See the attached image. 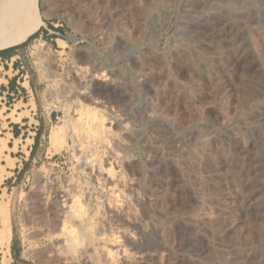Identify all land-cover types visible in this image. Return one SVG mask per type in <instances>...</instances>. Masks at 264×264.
<instances>
[{
	"label": "rangeland",
	"instance_id": "374dc122",
	"mask_svg": "<svg viewBox=\"0 0 264 264\" xmlns=\"http://www.w3.org/2000/svg\"><path fill=\"white\" fill-rule=\"evenodd\" d=\"M61 1L39 0V18L23 29L51 31L22 46L17 77L29 82L39 115L55 116L35 161L0 192V231L13 229L0 264H67L48 201L57 191L77 197L102 234L89 236L77 224L83 217L68 216L85 248L120 235L133 263L117 253L116 264H264V0ZM94 101L127 183L120 197L106 193L88 163L100 155L107 167L108 148H81L89 139L76 132L75 113ZM204 209L215 224L193 220ZM100 254L94 264L104 262Z\"/></svg>",
	"mask_w": 264,
	"mask_h": 264
},
{
	"label": "bare ground",
	"instance_id": "6f19581e",
	"mask_svg": "<svg viewBox=\"0 0 264 264\" xmlns=\"http://www.w3.org/2000/svg\"><path fill=\"white\" fill-rule=\"evenodd\" d=\"M58 1H61V0H58ZM45 2L46 3H52V2H54V0H45ZM62 2V1H61ZM227 2V1H226ZM229 2L231 3L232 1H230L229 0ZM60 3V2H59ZM203 3V2H202ZM204 4V3H203ZM233 6V5H232ZM151 7V6H150ZM232 9V8H231ZM227 10V9H226ZM230 13V12H229ZM39 16H40V11H39V0H1L0 1V46H2V45H4V44H7V43H10L11 41H13L15 38H17L20 34H21V32L23 31V29H24V27H25V25H26V23L28 22V21H30V20H33V21H35V20H37L38 18H39ZM149 19V18H148ZM243 19H244V17H243ZM40 50V49H39ZM196 55V54H195ZM219 56V55H218ZM83 70V69H82ZM45 73V72H44ZM79 73V72H78ZM47 76V75H46ZM49 76V75H48ZM86 76V75H85ZM85 76H84V78H85ZM99 76V75H98ZM98 76H95V75H92V79L91 80H94V79H97V78H99ZM102 76H104V75H102ZM89 77H91V76H89ZM56 78V77H55ZM83 78V79H84ZM100 79V78H99ZM109 79V78H108ZM90 80V79H89ZM90 80V81H91ZM106 80V79H105ZM89 81V82H90ZM88 82V81H87ZM88 82V83H89ZM26 85H28V84H26ZM90 88V87H89ZM85 89V88H84ZM95 102V101H94ZM101 102L100 101H96L95 102V105H94V107H89L88 106V108H87V106H86V108H84L83 107V109L84 110H80V112L78 111V113H75V116H77L76 118L77 119H75V122H77V125H80L81 126V128H79V127H75L76 128V132H77V130L79 129H82L83 130V132L85 133L84 135H86V136H84V137H86L87 139H89V141H88V143H86L87 141H85V143L86 144H91V145H96V143H94V142H97V143H100L102 146V148H108V147H110V143H111V139L110 138H112V131H111V127H108L107 126V118H105V115H104V111L101 109ZM248 107V106H247ZM82 108V107H81ZM80 108V109H81ZM76 112H77V110H76ZM79 116V117H78ZM202 116V115H201ZM72 119H74V118H72ZM73 121V120H72ZM74 122V123H75ZM72 123V122H71ZM73 124V123H72ZM155 124V123H154ZM109 125H112V124H110L109 123ZM73 126V125H72ZM74 128V129H75ZM78 128V129H77ZM73 129V130H74ZM78 130V132H79V134L81 133L80 131ZM81 130V131H82ZM73 134H75V132L73 133ZM82 134V133H81ZM76 135V137H77V134H75ZM79 136V135H78ZM261 136V135H260ZM80 137H82L81 135H80ZM83 138V137H82ZM77 140H79L78 138H76ZM81 141L83 140V139H80ZM84 141V140H83ZM82 141V142H83ZM82 142H80V143H82ZM92 142L94 143V144H92ZM79 143V142H78ZM84 143V142H83ZM84 143V144H85ZM84 144H81V148L82 147H87V149H90V148H88V146H91L90 144L89 145H87L86 146V144L84 145ZM99 144V145H100ZM99 148H100V146H98ZM80 148V147H79ZM208 148V147H207ZM86 148H84V150H85ZM97 150H99V149H96L95 151H96V153H97ZM103 150V149H102ZM105 150V149H104ZM104 150H103V154L104 153H106V158H108L107 159V164H108V166L106 165V163H105V161L103 162V163H105V166H107V167H103V164L102 165H100L99 166V164H101V162L100 161H103V160H97L99 157H100V155H98V158L96 159H93L92 157L94 156H96V155H93V153L95 152L94 151V149H93V153L92 154H90L89 156L91 157V155H93L91 158L93 159H91V158H89V157H87V159L89 158V162L88 163H90L91 165H92V167H95L96 166V168L97 169H95V168H93L92 169V171L94 172V174H95V177H96V181L101 185V186H103L104 188L103 189H106L107 188V194H111V196H116V197H120V193L121 192H126V190L125 191H122L123 189V186L124 187H127V186H125V185H127V183H125V185L123 184V182H122V186H121V180H120V176H119V174H118V171H119V173H120V170H118V171H116L118 168H116L115 166H117L118 164H119V162H117L118 160H119V156L117 155V153H115V152H113V151H111V150H113L112 148L109 150V148H108V150L109 151H111V152H106V150H105V152H104ZM83 151V150H82ZM91 151V150H90ZM90 151H88V152H90ZM259 151V150H258ZM92 152V151H91ZM98 152H101V151H98ZM107 153H108V155H107ZM214 153V152H213ZM212 153V154H213ZM98 154V153H97ZM206 154V153H205ZM101 155H102V153H101ZM191 155V154H190ZM193 155V154H192ZM195 155V154H194ZM103 156V155H102ZM101 156V157H102ZM102 159V158H101ZM215 159V158H214ZM198 160V159H197ZM88 161V160H87ZM87 161H85V162H87ZM99 163H98V162ZM95 162H97L98 163V165H95L96 163ZM120 164H121V162H120ZM202 164V163H201ZM86 165H87V163H86ZM90 165V166H91ZM97 166H99V168L97 167ZM122 166V165H121ZM118 167V166H117ZM210 167V166H209ZM86 168H88V167H86ZM120 169V168H119ZM83 170V169H82ZM86 171V170H85ZM90 171V170H89ZM92 173V172H91ZM3 174V173H2ZM89 174H90V172H89ZM87 175H88V173H87ZM123 176V175H122ZM203 176V175H202ZM91 177H94V175L93 176H91ZM125 178V177H124ZM123 178V179H124ZM92 179V178H91ZM121 179H122V177H121ZM122 179V180H123ZM93 180V179H92ZM131 181V180H130ZM94 182V181H93ZM126 182V181H125ZM95 185H96V183H94ZM99 184H97V185H99ZM54 186V185H53ZM120 186L122 187L121 189L122 190H120ZM49 187V186H48ZM95 187V186H94ZM53 188V187H52ZM68 188H70V187H68ZM99 188H101V187H99ZM74 189V188H73ZM72 189V190H73ZM205 189V188H204ZM53 190V189H52ZM70 190V189H69ZM71 190V191H72ZM44 191V190H43ZM55 191V190H54ZM97 191H99V190H97ZM106 191V190H105ZM62 192V191H61ZM59 192V191H57V192H53V196H50L49 195V202H50V205H51V207L53 208V210L55 211V213H54V215H55V217H56V222L59 224V225H61L62 224V228H61V230L59 229L60 228V226H59V228H58V225L56 224V226L55 227H57L59 230H57L56 229V231H60V234H61V236H63L62 238L64 239L65 238V245H64V247L63 246H61V247H59V248H62V251H63V253L64 254H66V256L63 254V253H61L62 251L61 250H59V252H60V254H63L66 258H65V260H66V263L67 264H74V263H80L81 261H84V263L85 264H90V263H93V260H91V259H94L95 258V255L96 254H99V252H101L102 254H100V256L102 257V256H104L103 258H102V262H103V260H104V262L102 263V264H116L117 262L115 261V259H116V256H118V255H123L124 256V258H125V260L124 261H126V263H128L129 261H130V263H133L131 260H129L130 259V252H129V250L128 249H126V247H122L124 244H121V242L123 241V240H120V235L118 234V236H116L115 235V233L114 234H112V235H110V236H106V235H104L103 237H100V238H98L97 240H98V242H97V248H96V250H91L90 248L88 249L87 248V246H86V248L84 247L85 245L84 244H86L85 243V241L84 240H86V239H83V237H84V235L83 236H81V235H78V232L75 230L76 228H74V227H76L74 224H76V223H74L73 224V226H71L70 227V225L68 226L67 224V222H68V220H67V217L69 216H71V217H77V218H81V217H83L84 215H86L85 213L86 212H90V210H85L86 212H84V210L83 209H81V208H83V206H81L80 205V201H79V199L77 200V197H76V195H75V197L76 198H71L72 196H70L69 195V193H71V192ZM103 192H104V190H103ZM109 192V193H108ZM47 193L49 194V191H47ZM99 193H101V192H99ZM106 193H104V194H106ZM119 193V194H118ZM47 194V195H48ZM109 194V195H110ZM45 195H46V193H45ZM97 195V194H96ZM95 195V196H96ZM100 195H102V194H100ZM124 194H122L121 196H123ZM91 196H92V194H91ZM108 196V195H107ZM113 196V197H114ZM97 197V196H96ZM101 197V196H100ZM99 197V198H100ZM103 197V196H102ZM101 197V198H102ZM115 197V198H116ZM47 198V199H48ZM88 198V197H87ZM93 198V197H92ZM211 198V197H210ZM215 198H216V196H215ZM45 199V198H44ZM96 199V198H95ZM118 199V198H117ZM119 199H123V198H119ZM102 200V199H101ZM104 200V199H103ZM110 200V199H109ZM112 200V199H111ZM125 199H123V201H124ZM48 201H47V203H48ZM95 201H97V200H95ZM99 201V200H98ZM107 201V200H106ZM86 202H88L87 200H86ZM91 202V201H90ZM110 202H112V201H110ZM205 202V201H204ZM208 202V201H207ZM99 203V202H98ZM97 203V204H98ZM105 203V201L103 202V204ZM114 203H117V200H116V202H114ZM120 203V202H119ZM122 203V202H121ZM125 203V202H124ZM82 204V203H81ZM92 204V203H91ZM100 204V203H99ZM99 204H98V207H99ZM106 204H108V203H106ZM206 204V203H205ZM48 205V204H47ZM90 205V204H89ZM93 206H95L94 204H92ZM118 205V204H117ZM117 205H109V207H108V209H110V211L112 212V213H114L115 214V217L117 218L118 217V219L117 220H119V217L120 218H122L121 216V214H120V216H119V209L121 208H117ZM120 205V204H119ZM202 205V204H201ZM213 205V204H212ZM88 206V205H87ZM102 206V205H101ZM107 206V205H106ZM121 206H123L122 204H121ZM44 207H46V206H44ZM48 209V208H47ZM50 209V208H49ZM94 209H95V207H94ZM92 210V209H91ZM99 210V209H98ZM105 210V209H104ZM123 210H125V209H122V212H124ZM49 211V210H48ZM94 211V210H93ZM92 211V212H93ZM106 211V210H105ZM215 211V210H214ZM39 212V211H38ZM51 212V211H50ZM102 212V211H101ZM104 212V211H103ZM103 212H102V214H103ZM87 213V214H88ZM93 213H95V212H93ZM99 213V212H98ZM125 213V212H124ZM104 214H106V213H104ZM109 214H111V213H109ZM123 214V213H122ZM45 215V214H44ZM53 215V216H54ZM89 215V214H88ZM94 215V214H93ZM99 215H101V213L99 214ZM46 216V215H45ZM92 215H90V218H88V219H85L84 217L81 219V221H75V222H78L77 224L79 225V226H81L82 227V229H83V232H85L86 234H88L89 236H93V235H96L95 234V232H99V230L97 229V231H95L96 229H95V224H96V222L94 221V219H93V216L91 217ZM95 216V215H94ZM103 216H105V215H102V217ZM111 216V215H110ZM114 216V215H113ZM101 217V216H100ZM96 218H97V216H96ZM99 218V217H98ZM111 218V217H110ZM50 219V218H49ZM52 219H54V218H52ZM51 219V220H52ZM105 219H107V218H105ZM115 219V218H114ZM47 220V219H46ZM79 220V219H78ZM100 220H101V218H100ZM103 220V219H102ZM101 220V221H102ZM197 224L199 223H201V224H215V222H216V219H214V217L207 211V209H204L203 210V212H201L199 215H197L196 217H194V219H193ZM218 220V219H217ZM53 221V220H52ZM72 221V223H73V220H71ZM97 221H99V220H97ZM186 221V220H185ZM46 222V221H45ZM51 222V221H50ZM54 222V221H53ZM56 222H54V223H56ZM103 222V221H102ZM108 223H109V220L107 221ZM106 222V220H105V223H107ZM219 222V221H218ZM217 222V223H218ZM48 223V222H47ZM111 223V222H110ZM195 223V224H196ZM76 224V225H77ZM100 224V223H99ZM97 225H98V223H97ZM103 225V224H102ZM105 225H107V224H105ZM104 225V226H105ZM109 225V224H108ZM220 225V224H219ZM100 226V225H99ZM191 227V226H190ZM209 227V226H208ZM215 227V226H214ZM74 228V229H73ZM78 229V228H77ZM81 229V230H82ZM220 229V228H219ZM80 230V229H79ZM120 230V229H119ZM121 232L123 231V230H120ZM216 231V230H215ZM218 231V230H217ZM222 231V230H221ZM224 231V230H223ZM82 232V231H81ZM80 232V233H81ZM127 232V231H126ZM103 233V232H102ZM123 233H125L124 231H123ZM99 234H100V232H99ZM117 234V233H116ZM130 234V233H129ZM101 236H102V234H100ZM108 235V234H107ZM125 235V234H124ZM60 236V237H61ZM96 236H99L98 234L96 235ZM156 237V236H155ZM132 238H135V236L134 237H131V239ZM11 239H12V229H11V226L10 225H5L4 226V228L0 231V247L2 248V249H9L10 248V244H11ZM64 241V240H63ZM91 241V240H90ZM96 241V240H95ZM125 241V240H124ZM89 242V241H88ZM91 243V242H90ZM123 243V242H122ZM134 243V242H133ZM246 243V242H245ZM61 244H62V242H61ZM60 244V245H61ZM93 245L95 244V243H92ZM127 244V243H126ZM250 244V243H249ZM59 245V246H60ZM235 245V244H234ZM93 247V246H92ZM58 248V249H59ZM93 248H95V247H93ZM226 248V247H225ZM228 248V247H227ZM242 249V248H241ZM57 250V249H56ZM55 250V251H56ZM54 251V250H53ZM92 251V252H91ZM243 251V250H242ZM58 252V253H59ZM240 252V251H239ZM249 252V251H248ZM96 253V254H95ZM117 253H119L118 255H116ZM122 253V254H121ZM56 254H57V252H56ZM51 255V254H50ZM58 256L60 257V255L58 254ZM57 256V257H58ZM64 256H62V258L64 257ZM96 256H98V255H96ZM122 256V257H123ZM140 257V256H139ZM212 257H214V256H212ZM118 258V257H117ZM134 258V257H133ZM141 258V257H140ZM139 258V259H140ZM99 260L98 258H95V261L97 262V260ZM120 260V259H119ZM254 260V259H253ZM80 261V262H79ZM92 261V262H91ZM137 261V260H136ZM99 262H100V264H101V261H98V263L97 264H99ZM116 262V263H115ZM119 262V261H118ZM62 263H64V262H62ZM83 262H82V264H84ZM125 263V264H126ZM129 263V264H130ZM6 264V263H5ZM94 264V263H93ZM121 264H123V263H121ZM135 264V263H134Z\"/></svg>",
	"mask_w": 264,
	"mask_h": 264
},
{
	"label": "crops",
	"instance_id": "0c3cea01",
	"mask_svg": "<svg viewBox=\"0 0 264 264\" xmlns=\"http://www.w3.org/2000/svg\"><path fill=\"white\" fill-rule=\"evenodd\" d=\"M39 30L42 28L39 27L33 33L36 34ZM41 33L49 35L51 31L46 29ZM33 35L31 31L25 29L13 41L0 46V113H2L0 119V192L2 194L10 191L11 185L16 183L25 164L27 165L30 160L35 161L36 141L42 128L48 127L55 116L52 113L39 115L38 102L34 94L31 96L27 89L30 87L29 82L22 84L17 77L20 72L18 60L21 58L22 47H14L26 43ZM51 40L59 41L58 38ZM11 72H13L12 76Z\"/></svg>",
	"mask_w": 264,
	"mask_h": 264
},
{
	"label": "trees",
	"instance_id": "16d2710c",
	"mask_svg": "<svg viewBox=\"0 0 264 264\" xmlns=\"http://www.w3.org/2000/svg\"><path fill=\"white\" fill-rule=\"evenodd\" d=\"M42 32V30H40L38 33H36L34 36H37V35H39L40 33ZM34 36H32V37H30V39L29 40H31V39H33L34 38ZM54 38H58V37H54ZM28 40V41H29ZM25 44V43H24ZM24 44H22V45H20V46H17V47H14V48H19V47H22V46H24ZM12 251H13V253H14V257H15V259H18V258H20V256L18 257L17 255H16V253L14 252V249H12Z\"/></svg>",
	"mask_w": 264,
	"mask_h": 264
}]
</instances>
